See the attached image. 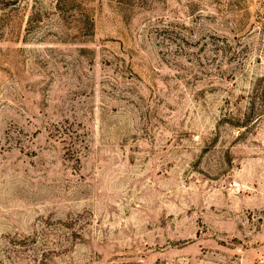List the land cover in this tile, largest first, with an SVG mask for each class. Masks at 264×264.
I'll use <instances>...</instances> for the list:
<instances>
[{"label": "rangeland", "instance_id": "obj_1", "mask_svg": "<svg viewBox=\"0 0 264 264\" xmlns=\"http://www.w3.org/2000/svg\"><path fill=\"white\" fill-rule=\"evenodd\" d=\"M0 264H264V0H0Z\"/></svg>", "mask_w": 264, "mask_h": 264}]
</instances>
